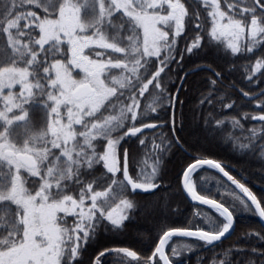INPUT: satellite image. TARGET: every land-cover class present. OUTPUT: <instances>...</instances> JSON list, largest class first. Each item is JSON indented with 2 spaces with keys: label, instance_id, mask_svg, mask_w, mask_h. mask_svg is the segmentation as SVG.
I'll return each mask as SVG.
<instances>
[{
  "label": "snow or ice",
  "instance_id": "obj_1",
  "mask_svg": "<svg viewBox=\"0 0 264 264\" xmlns=\"http://www.w3.org/2000/svg\"><path fill=\"white\" fill-rule=\"evenodd\" d=\"M241 3L237 13L232 3L226 12L219 0H203L211 21L208 35L213 41L225 38L233 56L242 51L237 41L245 33L248 52L264 40V0ZM200 19L197 15V28ZM192 23L182 0H0V33L7 39L0 50V264H84L86 246L96 242L98 233H115L128 219L134 208L128 197L158 187V166L170 153L185 150L177 131L184 130L185 120L182 112H175L178 97L169 94L163 118L157 113L153 122H145L140 98L153 85L161 93L156 99H164L168 89L161 73L175 59L177 37L186 29L191 32ZM185 38H190L187 33ZM190 39L186 51L195 55L201 35ZM262 68L264 60L258 59L251 74ZM216 83L213 79L208 85V103ZM257 106L264 111V100ZM148 108L156 111L151 104ZM36 109L42 114L38 125L30 116ZM251 118L264 122V114ZM213 119L217 126L224 123L209 112L205 130ZM230 120L240 126L234 117ZM143 129L156 131L145 134ZM258 131L264 126L252 128L245 137L248 143H239V148L255 152L254 141H264ZM191 134H197L195 126ZM260 149L264 163V143ZM137 151L154 157L150 173L141 169L132 174L139 168ZM204 166L222 173L251 205L227 185L224 191L245 212L254 208L252 214L264 221V193L258 198L222 162L197 155L183 168V189L219 218L197 209L203 225L189 220L169 227L148 261L158 255L163 264H170L165 245L173 236L215 247V241L234 231L233 207L198 191L193 183V174ZM258 229L249 238L255 235L264 242V224ZM172 251L179 255L175 245ZM250 251L264 260V249L253 246ZM104 252L123 253L140 264L127 248ZM94 264H102L101 259ZM246 264H254L253 257Z\"/></svg>",
  "mask_w": 264,
  "mask_h": 264
},
{
  "label": "trees",
  "instance_id": "obj_2",
  "mask_svg": "<svg viewBox=\"0 0 264 264\" xmlns=\"http://www.w3.org/2000/svg\"><path fill=\"white\" fill-rule=\"evenodd\" d=\"M249 1L243 0L244 3H249ZM182 2L186 4L189 16L193 20L191 24L192 31L188 32L186 29L187 36L194 38L195 34L199 33L201 35V48L194 49L195 55L187 53L186 45L191 42V39H186V33H182L181 36L177 37V50L174 52L175 59L161 73V78L167 89L168 84H171L172 94L178 88L179 81L184 78L183 86L178 89L175 112L177 116L181 112L183 113L185 127L183 131H180L179 128L177 131L184 138L185 150L190 155L183 151L169 154L164 163L158 166V187L148 194H132L128 197L134 204V208L129 210L128 219L124 221L122 228L115 233H105L103 231L98 233L96 242L86 246L84 264H94L98 257L101 259L102 264H114V260L120 262V264H129V262L130 264H136V261L125 257L123 253L109 254L104 252L105 248H127L136 253L140 264H146V262L148 264L147 258L152 255L160 236L169 227L188 224L189 220H194V222L203 225L204 217L195 215L197 209H202L207 214L219 218L210 208L191 205L182 193L180 176L183 168L186 167L188 162L194 161L197 155L222 162L225 170L249 187L254 194L258 195V198L261 193H264V163L259 159L260 145L264 141L259 139L254 141L256 149L253 153L239 148V143H248L245 137L251 136L250 130L252 128L260 129L264 126V122L251 118L254 114H264V111L257 106L261 100H264V95L255 101H245L241 97L245 92L253 94L264 87V68L254 75L251 74V68L256 61L258 59L264 60V40H260L252 52H248L249 41L245 33L238 40L242 51L233 56L226 47L225 38L213 41L208 35L211 21L207 17V9L203 6V1L182 0ZM219 2L222 10L226 12L229 3L236 5L235 11L237 13L243 7L241 0H219ZM197 15L201 18L199 21L200 28L196 27ZM6 44V37L0 33V50L4 49ZM180 49H184L183 56H181ZM0 55H2V52H0ZM185 73L187 74L185 75ZM250 75L251 80H249ZM213 79L217 83L214 86L215 92L211 96L212 102L208 103L205 97L209 95L208 85ZM168 92L170 91L163 93V100H157L156 97L161 93L153 85H149V91L145 93L144 97L140 98L141 109L146 110L145 122H153L152 118L156 117L157 113L161 114L163 118ZM186 100L187 111L185 107ZM225 103L232 105V107H223ZM149 104L156 107L155 112L148 108ZM209 112L214 113L217 118L224 119V123L220 126H217L215 119H213L211 126L207 129L209 135L217 138L215 149L199 147L194 141V135L191 134L190 122L194 120L196 121V128L205 129L204 117ZM34 114H31V116H35ZM169 114L168 110V116ZM231 117L238 120L240 126H234L231 123ZM155 131V129H148L143 132L149 134ZM262 135H264V131H258L257 136ZM148 139H151L150 135H148ZM99 143H106V141ZM137 148H139L138 144ZM189 157H191V160ZM136 160L139 162V168L134 167L132 174L141 169L148 173L151 172L154 157L146 156L143 152L137 151ZM100 171H103V169L101 168ZM118 175H122V173H118ZM192 179L198 191L205 192L218 202L233 207L236 212L234 215V231L228 238L216 244L215 247L210 246L207 248L198 240L183 237L174 238L166 249V253L173 263L246 264L247 259L251 256L254 259V264H264V260H261L259 255H254L250 251L253 246L257 249H264V242H261L257 236L253 235L249 238V234L257 232L260 225L256 215L252 214L254 211L252 210L251 213L245 212L239 201H234L224 191V185L228 186L229 191L235 190L217 172L201 168L193 174ZM218 181L221 183L218 184ZM151 202H154V207H157L156 210L163 208L168 218H162L159 211L155 212L156 210L152 209L153 219H150L149 213H145L143 209ZM262 207H264V204H262ZM174 245L179 255L173 254L172 248ZM186 245L192 247L189 249L185 247ZM101 252H104L103 257H100ZM156 264L161 263L156 262Z\"/></svg>",
  "mask_w": 264,
  "mask_h": 264
},
{
  "label": "rangeland",
  "instance_id": "obj_3",
  "mask_svg": "<svg viewBox=\"0 0 264 264\" xmlns=\"http://www.w3.org/2000/svg\"><path fill=\"white\" fill-rule=\"evenodd\" d=\"M203 1V0H202ZM253 2V1H252ZM251 3V0L249 1V4ZM223 38V37H222ZM230 39V38H229ZM238 43V41H237ZM15 91H18V86L16 89H14ZM244 94V93H243ZM174 95V94H173ZM178 97V96H177ZM35 113V116H31V114ZM30 116L32 118V120L38 125L42 119V114L41 112L36 109L34 111H32L30 113ZM190 127H191V131L193 129V126L196 127V121L192 120V122H190ZM197 129V134L194 135V141L196 142V144L203 148V149H215L217 146V138L214 136L209 135V131L202 129L200 130L199 128ZM157 207H154V202H151L150 204H148V206H146L143 211L146 213H149L150 219H153V215H151V211L152 209L156 210ZM161 214L160 216L164 219L168 218L167 214L164 212L163 208H159V210H156L155 212H158ZM163 220V219H162ZM129 258V257H128ZM131 259V258H130ZM132 260V259H131Z\"/></svg>",
  "mask_w": 264,
  "mask_h": 264
},
{
  "label": "water",
  "instance_id": "obj_4",
  "mask_svg": "<svg viewBox=\"0 0 264 264\" xmlns=\"http://www.w3.org/2000/svg\"><path fill=\"white\" fill-rule=\"evenodd\" d=\"M264 94V88L261 90V91H259L258 93H256V94H254V95H248V96H245L244 94H242L241 95V97H242V99H244V100H246V101H252V100H255V99H257V98H259L261 95H263ZM175 96H177V93H175L174 94ZM172 111H173V109H172ZM172 111H171V114H172ZM143 131V130H142ZM184 152L185 153H187L185 150H184ZM188 155H189V153H187ZM203 168H207V166H204ZM214 170V169H213ZM214 171H216L217 173H219L220 174V176L239 194V196L240 197H242L245 201H247V197H245L244 195H243V193H240L239 192V190L238 189H235V186L234 185H231V183L229 182V181H227V178L226 177H224L223 176V174L222 173H220V172H218L217 170H214ZM182 174H181V176H180V187H181V190H182V193H183V195H184V197H185V199L191 204V205H193V206H199V207H206V208H209L208 206H206V205H200L198 202H194V201H192L191 200V198L187 195V193L184 191V189H183V184H182ZM131 191V190H130ZM152 191V190H151ZM150 191V192H151ZM150 192H148V193H150ZM148 193H145V192H141L140 190H137V192L135 193V194H148ZM248 202V204L249 205H251V202L250 201H247ZM254 212H255V209L253 208L252 209ZM256 217H257V220H258V222H259V224H264V221H261L260 220V218L256 215ZM232 232H233V230H230V233H226L225 234V236L224 237H222L221 238V240L220 241H215L214 242V244H218L219 242H221V241H223V240H225L226 238H228L231 234H232ZM175 237H177V236H173L172 238H175ZM158 243H159V241H158ZM157 243V244H158ZM208 246H212V245H208ZM165 249H166V245H165ZM165 255H166V251H165ZM152 256V255H151ZM157 257L159 258V256L157 255ZM154 258H155V256L154 257H152V260L150 261V263H153V261H154ZM160 260V259H159ZM162 262V261H161ZM162 264H163V262H162ZM171 264V263H170Z\"/></svg>",
  "mask_w": 264,
  "mask_h": 264
},
{
  "label": "flooded vegetation",
  "instance_id": "obj_5",
  "mask_svg": "<svg viewBox=\"0 0 264 264\" xmlns=\"http://www.w3.org/2000/svg\"><path fill=\"white\" fill-rule=\"evenodd\" d=\"M187 73H185V75H186ZM183 84H184V78H182L180 81H179V84H178V88L176 89V91H175V93H177V96H178V89L179 88H181L182 86H183ZM264 88V87H263ZM262 88V89H263ZM262 89H260L259 91H261ZM171 84L169 85L168 84V91H170V92H168V95L169 94H172L171 93ZM259 91H257V92H255V93H253V94H249V95H254V94H256V93H258ZM175 93H173V94H175ZM172 94V95H173ZM168 95H167V97H168ZM264 95V94H263ZM263 95H261L260 97H262ZM259 97V98H260ZM186 98H187V96H186ZM259 98H257V99H259ZM257 99H255V100H257ZM255 100H252V101H255ZM246 101V100H245ZM166 107H167V105H166ZM185 107H186V111H187V100H186V103H185ZM171 111H172V109L171 108H169V116H171ZM170 128H171V124H170ZM145 130H148V129H143V131H145ZM139 135V134H138ZM186 151V150H185ZM184 152V151H183ZM188 153V152H187ZM186 153V154H187ZM188 155V154H187ZM190 155V154H189ZM206 169H209V168H206ZM210 170H213V169H210ZM214 171V170H213ZM216 172V171H215ZM218 175L220 176V174L218 173ZM237 193V192H236ZM238 194V193H237ZM239 195V194H238ZM242 198V197H241ZM243 199V198H242ZM211 209V208H210ZM234 226H235V223H234ZM176 238V237H175ZM184 238V237H183ZM174 238H172L170 241H169V243L166 245V249H167V247H168V245L170 244V242L173 240ZM185 239H191V240H195V239H193V238H185ZM201 243H203L202 241H200ZM203 245H204V243H203ZM216 245V244H215ZM205 246V245H204ZM206 248L207 247H210V246H205ZM166 249H165V251H166ZM166 255H167V253H166ZM168 256V255H167ZM169 257V256H168ZM169 259H170V257H169ZM156 262H159V263H161L162 264V262L159 260V258L157 257V256H155V258H154V261H153V263H150V261H149V263L148 264H156ZM170 263L171 264H175V263H173V261L170 259Z\"/></svg>",
  "mask_w": 264,
  "mask_h": 264
}]
</instances>
